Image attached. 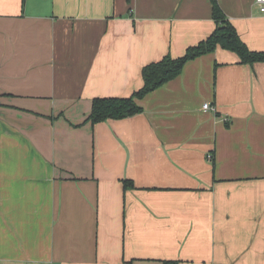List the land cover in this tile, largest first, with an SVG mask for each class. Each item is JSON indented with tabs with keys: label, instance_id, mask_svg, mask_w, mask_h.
I'll return each instance as SVG.
<instances>
[{
	"label": "crops",
	"instance_id": "1",
	"mask_svg": "<svg viewBox=\"0 0 264 264\" xmlns=\"http://www.w3.org/2000/svg\"><path fill=\"white\" fill-rule=\"evenodd\" d=\"M218 3L264 52L256 1ZM215 28L210 0H0V264H264V63L217 48L89 121Z\"/></svg>",
	"mask_w": 264,
	"mask_h": 264
},
{
	"label": "trees",
	"instance_id": "2",
	"mask_svg": "<svg viewBox=\"0 0 264 264\" xmlns=\"http://www.w3.org/2000/svg\"><path fill=\"white\" fill-rule=\"evenodd\" d=\"M212 16L216 24L214 32L198 45L188 48L186 53L177 59L166 56L161 61L146 66L142 71L144 86L129 98H96L92 103L89 121L100 124L108 120H123L143 112L139 101L164 84L178 77L185 66L200 57L214 53L217 48L235 54L242 65L264 63V52L250 50L240 38L234 24L221 9L218 0H210ZM125 188L133 187L125 181ZM164 264H178L165 262Z\"/></svg>",
	"mask_w": 264,
	"mask_h": 264
},
{
	"label": "built area",
	"instance_id": "3",
	"mask_svg": "<svg viewBox=\"0 0 264 264\" xmlns=\"http://www.w3.org/2000/svg\"><path fill=\"white\" fill-rule=\"evenodd\" d=\"M256 1V5L259 9V12L264 15V0H255ZM203 109L205 111H211V112H215L216 111V108L211 106L210 104H205L203 106Z\"/></svg>",
	"mask_w": 264,
	"mask_h": 264
}]
</instances>
